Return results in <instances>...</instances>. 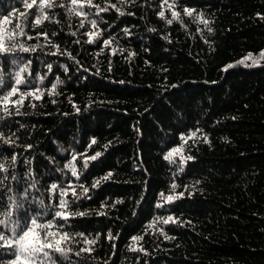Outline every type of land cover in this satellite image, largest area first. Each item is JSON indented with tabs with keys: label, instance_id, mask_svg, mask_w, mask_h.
Instances as JSON below:
<instances>
[{
	"label": "trees",
	"instance_id": "trees-1",
	"mask_svg": "<svg viewBox=\"0 0 264 264\" xmlns=\"http://www.w3.org/2000/svg\"><path fill=\"white\" fill-rule=\"evenodd\" d=\"M73 7L0 0V99L18 89L0 102V211L14 196L20 228L66 233L55 264H264V0Z\"/></svg>",
	"mask_w": 264,
	"mask_h": 264
},
{
	"label": "snow or ice",
	"instance_id": "snow-or-ice-1",
	"mask_svg": "<svg viewBox=\"0 0 264 264\" xmlns=\"http://www.w3.org/2000/svg\"><path fill=\"white\" fill-rule=\"evenodd\" d=\"M73 8L70 9V12L83 15L82 12H78V9H82L85 4L91 5L92 0H71ZM165 3H167V0H165ZM34 6H36L39 11L43 14L45 8H51L54 6V0H31V2H27L25 0V7L28 9H32ZM62 6V5H61ZM115 7V5H113ZM169 8L172 7V5H168ZM103 10V9H102ZM185 14L191 16L193 14V10L185 9ZM23 15V14H22ZM159 15L163 18L165 13L161 11ZM172 17L173 19H176L179 17V13L176 11H172ZM42 19H47V16L42 15L41 19L36 20V24H40L42 22ZM4 24L10 23L8 18H5ZM168 23L171 24L172 20H168ZM206 23V21H205ZM93 26L95 27V22H93ZM17 28H19V25H16ZM20 34H23L21 31ZM92 36L97 35V33L90 34ZM15 33L10 34L7 39H14ZM91 42V40L89 41ZM106 45L110 43L109 41L104 42ZM22 51H29V49L24 48L21 45ZM12 49L10 47H6L5 39L3 37H0V54L11 52ZM27 71L26 68L20 69L19 72L15 74V84L20 85L23 83V79L21 77V73ZM3 81L0 79V84H2ZM18 89L16 87H12L11 91L8 93L7 96H4L2 99H0V102L7 105L11 101V97L16 95ZM27 95H34V93H29ZM23 95L21 96L20 100L15 101V103H22L23 102ZM7 110V108H5ZM92 143H95V140L92 141ZM181 149H174L172 152H169L168 155L165 157L167 160H172L173 155L175 153L180 152ZM100 153H96V155L90 157L89 159L95 160ZM188 159H191V157H188ZM87 164H85V167ZM72 169V174L76 175V169L74 166L69 165ZM0 171H7V169L4 168L2 164H0ZM111 174L109 173V176ZM7 177H5L6 179ZM14 179V177H13ZM104 179H108V177H104ZM3 181L0 180V184H2ZM99 183V181H97ZM173 188H175V185H173ZM52 189H56V185H52ZM10 191V189H8ZM87 191V189H85ZM24 196L27 195V190L23 193ZM74 194V193H73ZM63 195H67V193H63ZM163 197V194H161ZM174 196H168L166 199L168 201H171L175 199ZM9 205L8 208L4 211H0V226H3L4 228L8 229L11 232V238L9 236H6L3 232H0V241L3 242V244H0V247H9L15 249V261H13V264H55V259L52 255V253H60L62 255H66L67 251H70L68 249H65L62 245L65 241L69 239V236L65 234H60L58 232H52V231H43V229L51 228V224L42 225L37 223L36 219L31 220V224L25 225L23 228H20V225L18 222L13 221V213L14 210L21 207L22 205L18 204L16 201V198L14 196L8 197ZM67 205L66 201H61L60 207L65 208ZM56 215L58 217H61L65 220L69 218V213L67 212H57ZM79 215H83V213H79ZM172 217H169L168 220H165L164 223H167L168 221H171ZM17 228H20L19 232H17ZM137 238H134V240ZM88 243H94V241H88ZM88 249H85L87 251Z\"/></svg>",
	"mask_w": 264,
	"mask_h": 264
},
{
	"label": "rangeland",
	"instance_id": "rangeland-1",
	"mask_svg": "<svg viewBox=\"0 0 264 264\" xmlns=\"http://www.w3.org/2000/svg\"><path fill=\"white\" fill-rule=\"evenodd\" d=\"M260 60H261L260 58L259 59L258 58L256 59V61H258V63L260 62Z\"/></svg>",
	"mask_w": 264,
	"mask_h": 264
}]
</instances>
